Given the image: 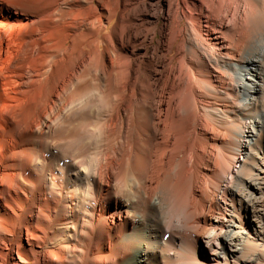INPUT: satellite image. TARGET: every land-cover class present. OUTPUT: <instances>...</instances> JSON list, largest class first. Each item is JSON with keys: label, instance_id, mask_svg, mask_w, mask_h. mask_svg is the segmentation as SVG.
<instances>
[{"label": "bare ground", "instance_id": "obj_1", "mask_svg": "<svg viewBox=\"0 0 264 264\" xmlns=\"http://www.w3.org/2000/svg\"><path fill=\"white\" fill-rule=\"evenodd\" d=\"M0 264H264V0H0Z\"/></svg>", "mask_w": 264, "mask_h": 264}]
</instances>
